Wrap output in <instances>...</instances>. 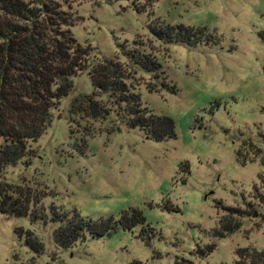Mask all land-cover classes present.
<instances>
[{
    "label": "rangeland",
    "instance_id": "obj_1",
    "mask_svg": "<svg viewBox=\"0 0 264 264\" xmlns=\"http://www.w3.org/2000/svg\"><path fill=\"white\" fill-rule=\"evenodd\" d=\"M59 1L75 37L92 48V66L120 61L144 105L175 120L176 136L148 138L127 127L116 108L73 111L95 90L88 73L74 77L47 130L29 142L32 154L3 172L29 188L35 204L29 217L0 212V264H173L177 257L234 264L240 247L263 250L264 162L254 153L264 148V0H155L140 10L135 4L143 0ZM167 25L206 30L193 44L165 42L152 28ZM129 51L142 57L139 63ZM93 98L111 106L105 94ZM249 139L256 145L244 164L237 154L247 152ZM167 202L179 210L166 209ZM132 208L143 212L154 236L143 239L137 226L67 247L57 240L60 214L117 218ZM231 219L240 228L224 232ZM19 228L43 247L34 251ZM212 243L211 254H196Z\"/></svg>",
    "mask_w": 264,
    "mask_h": 264
},
{
    "label": "trees",
    "instance_id": "obj_2",
    "mask_svg": "<svg viewBox=\"0 0 264 264\" xmlns=\"http://www.w3.org/2000/svg\"><path fill=\"white\" fill-rule=\"evenodd\" d=\"M94 1L112 3L131 0ZM152 1L155 2L143 0L142 4L136 3L135 8L144 9L150 3L152 5ZM73 25L70 14L63 9L59 0H0V212L3 214L31 216L35 204L31 190L10 182L3 172L7 166L32 154L29 142L38 140L47 130L52 120V110L73 90L74 77L80 74L90 75L95 89L93 96L97 91L105 94V104L111 106L105 109L93 96H88L83 102L77 99L72 105L73 111L81 109L87 112L89 107L91 113L96 115L99 108L106 113L116 108V115L120 113L127 127L140 128L148 138L163 141L176 136L175 120L166 115H156L144 105L139 93L127 83L129 76L120 61L105 60L92 66V48L78 41L71 29ZM205 30L182 25L152 28L153 34L162 41L187 44L195 43L194 37L205 33ZM206 38L209 40L211 35ZM126 55L134 63L142 59L135 52L129 51ZM149 64L145 66L150 67ZM140 69L145 68L141 65ZM134 71L138 70L134 68ZM171 88L176 89L175 86ZM84 102H88V105L85 106ZM252 145L256 143L249 139L243 144L247 146V152L239 149L237 157L240 162H247L251 150L248 148ZM261 155L264 162V148L254 153V157ZM173 206L167 202L165 208L179 210ZM229 210L235 212L234 209ZM57 217L63 222L59 226L57 240L65 247L77 239H85L86 235L96 238L119 228L133 230L140 226L139 236L145 240L155 234L147 225L143 212L135 208L122 211L117 218L112 215L93 219L75 212L71 216L66 213ZM229 221L224 226V232H234L240 228V223H234L232 219ZM23 232V228L17 229L19 237L27 235L26 242L34 251L43 247L36 235L34 237L30 231ZM224 232L218 229L214 231L216 236ZM216 247V243L204 247L199 245L196 254L206 257ZM237 256L234 264H264V249L258 250L255 246L238 248ZM173 264L193 262L177 257Z\"/></svg>",
    "mask_w": 264,
    "mask_h": 264
},
{
    "label": "water",
    "instance_id": "obj_3",
    "mask_svg": "<svg viewBox=\"0 0 264 264\" xmlns=\"http://www.w3.org/2000/svg\"><path fill=\"white\" fill-rule=\"evenodd\" d=\"M255 216H257V212L255 213Z\"/></svg>",
    "mask_w": 264,
    "mask_h": 264
}]
</instances>
